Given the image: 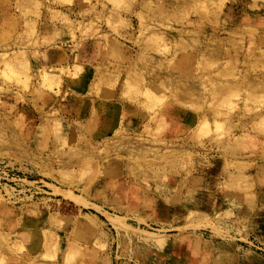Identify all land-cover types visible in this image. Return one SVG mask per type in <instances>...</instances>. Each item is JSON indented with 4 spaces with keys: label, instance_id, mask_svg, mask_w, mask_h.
Returning <instances> with one entry per match:
<instances>
[{
    "label": "rangeland",
    "instance_id": "rangeland-1",
    "mask_svg": "<svg viewBox=\"0 0 264 264\" xmlns=\"http://www.w3.org/2000/svg\"><path fill=\"white\" fill-rule=\"evenodd\" d=\"M229 248L264 258V0H0V264Z\"/></svg>",
    "mask_w": 264,
    "mask_h": 264
},
{
    "label": "crops",
    "instance_id": "crops-1",
    "mask_svg": "<svg viewBox=\"0 0 264 264\" xmlns=\"http://www.w3.org/2000/svg\"><path fill=\"white\" fill-rule=\"evenodd\" d=\"M120 113L121 112L118 111V115ZM111 124H113V126H114L115 125L114 121ZM103 129H104V127H103ZM101 185L105 186L104 184H101ZM205 246L207 247V245H205ZM208 248L210 249L211 247L209 246V247H207V249ZM225 251L226 252L222 251V253L219 255L220 257L224 256L223 259H227L225 262H220V263L216 262L219 259L217 254H213V255L206 254L205 255V254H202L200 252L197 253L198 258H199L198 260L199 261L200 260L205 261V263H203V264H240V262H241L240 259L241 258H240L239 254H238L239 256H237V253L233 249H230V248L225 250ZM166 253H167V260H168L169 256H170L169 255L170 252L167 251ZM174 255H176V254H174ZM181 255H182L181 264H194V262H190V260H195V258H194L195 252H192V253L188 252L187 254H185L184 251H183V253ZM185 255L187 257H185ZM255 257H257L258 259H256ZM255 257L251 256L250 258L253 260V262H248L247 264H264V258H261L260 256H257V255ZM210 260H213V261L209 262ZM255 260H256V262H255Z\"/></svg>",
    "mask_w": 264,
    "mask_h": 264
},
{
    "label": "bare ground",
    "instance_id": "bare-ground-1",
    "mask_svg": "<svg viewBox=\"0 0 264 264\" xmlns=\"http://www.w3.org/2000/svg\"><path fill=\"white\" fill-rule=\"evenodd\" d=\"M119 186V185H118Z\"/></svg>",
    "mask_w": 264,
    "mask_h": 264
}]
</instances>
